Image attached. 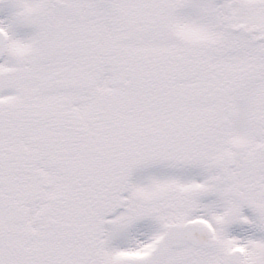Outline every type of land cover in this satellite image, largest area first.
Listing matches in <instances>:
<instances>
[{"label":"snow or ice","instance_id":"6c2138e0","mask_svg":"<svg viewBox=\"0 0 264 264\" xmlns=\"http://www.w3.org/2000/svg\"><path fill=\"white\" fill-rule=\"evenodd\" d=\"M0 264H264V0H0Z\"/></svg>","mask_w":264,"mask_h":264}]
</instances>
